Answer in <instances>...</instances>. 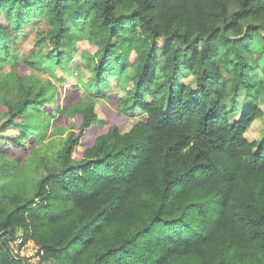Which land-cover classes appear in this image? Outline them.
<instances>
[{
	"label": "trees",
	"instance_id": "1",
	"mask_svg": "<svg viewBox=\"0 0 264 264\" xmlns=\"http://www.w3.org/2000/svg\"><path fill=\"white\" fill-rule=\"evenodd\" d=\"M262 41L264 0H0V130H13L0 142V264H32L18 239L37 264H264V144L246 135L264 110L237 100L257 97ZM77 57L91 93L116 103L83 149L97 114L79 85L62 102L54 80L4 72ZM67 128L57 150L33 148Z\"/></svg>",
	"mask_w": 264,
	"mask_h": 264
},
{
	"label": "rangeland",
	"instance_id": "2",
	"mask_svg": "<svg viewBox=\"0 0 264 264\" xmlns=\"http://www.w3.org/2000/svg\"><path fill=\"white\" fill-rule=\"evenodd\" d=\"M43 25V24H41ZM30 30V29H29ZM32 35L34 36L33 31H31ZM30 37L28 41H26L23 45L24 50H29L35 47L33 43V37ZM262 41L260 44H263ZM264 57V54H262ZM262 55L261 60H262ZM259 57L258 52H254L250 58L252 60H255ZM16 69H20L22 72L27 74H32L34 76H37L38 78H41L42 80L52 79L55 81V83L60 88L61 96H62V102L64 100L65 94L70 93L71 85H79L80 90L78 91V94L76 95L79 99L83 100H92L94 102V108L95 112L97 114L96 119V131L94 134H92L90 137H84L82 139V143L79 146V148L83 149L88 146L93 145L97 141V137L100 136V134L106 130L112 120V111L116 109V103H113L108 98H100L94 96L89 88L86 85V82L89 77L88 70L83 66L81 57H77L74 62L70 64V68L67 70L58 69L56 72H43V71H37L34 70L30 65L25 63L23 60H16L12 64L7 65L5 67L4 72H10L14 71ZM132 73H134V69H130ZM189 81H192V76L189 77ZM111 82V88H115V90L119 94H123V91L120 90L117 86L119 84L117 78L113 77L110 80ZM254 82L259 83V91L257 93V97H248L245 94V91H240L237 96V100L242 106H247L249 108H253L255 106L260 105L262 109L264 110V74H258L254 77ZM73 96H75L73 94ZM7 110L3 106L2 99L0 97V125L2 121L7 117ZM142 114L141 112L135 111L130 113L128 120L125 122L124 127L122 128V131L127 132L132 127L136 125V123L140 120ZM239 117V115L237 116ZM73 129L67 128V130L62 134H47L46 138L41 139L37 144L33 146L35 149L36 147L42 148V150L49 151L50 148L52 149H58L61 145L65 137L72 132ZM75 131L77 129H74ZM13 134V130H0V142H5L6 138L9 137V135ZM247 137L255 142L262 141L264 144V115L258 119H256L251 127L246 132ZM16 241H12V248L15 250V252L20 257H25L28 259L29 262L32 264H37L39 261V255H38V246L34 243V241H28L22 246H20V243L16 244Z\"/></svg>",
	"mask_w": 264,
	"mask_h": 264
},
{
	"label": "built area",
	"instance_id": "3",
	"mask_svg": "<svg viewBox=\"0 0 264 264\" xmlns=\"http://www.w3.org/2000/svg\"><path fill=\"white\" fill-rule=\"evenodd\" d=\"M15 241H16L15 243L18 244V243H21L22 240L21 239H18V240H15ZM11 246H12V244H11Z\"/></svg>",
	"mask_w": 264,
	"mask_h": 264
},
{
	"label": "water",
	"instance_id": "4",
	"mask_svg": "<svg viewBox=\"0 0 264 264\" xmlns=\"http://www.w3.org/2000/svg\"><path fill=\"white\" fill-rule=\"evenodd\" d=\"M11 231V229H9Z\"/></svg>",
	"mask_w": 264,
	"mask_h": 264
}]
</instances>
